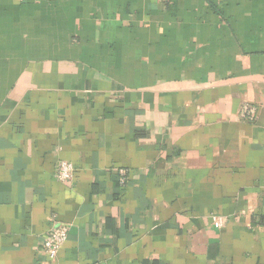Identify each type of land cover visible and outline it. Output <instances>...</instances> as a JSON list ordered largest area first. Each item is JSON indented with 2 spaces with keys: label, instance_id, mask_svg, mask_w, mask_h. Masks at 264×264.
<instances>
[{
  "label": "crops",
  "instance_id": "0c3cea01",
  "mask_svg": "<svg viewBox=\"0 0 264 264\" xmlns=\"http://www.w3.org/2000/svg\"><path fill=\"white\" fill-rule=\"evenodd\" d=\"M96 263L264 264V0H0V264Z\"/></svg>",
  "mask_w": 264,
  "mask_h": 264
},
{
  "label": "built area",
  "instance_id": "2783aa9c",
  "mask_svg": "<svg viewBox=\"0 0 264 264\" xmlns=\"http://www.w3.org/2000/svg\"><path fill=\"white\" fill-rule=\"evenodd\" d=\"M242 116L245 120L252 122L256 117V109L250 106H246L243 109ZM75 174L76 169L71 162L61 161L58 164L55 178L61 183L70 184L74 180ZM119 180L122 186L127 183V171H119ZM212 221L216 228H223L226 223V221L222 217H218L215 215L212 216ZM69 235L70 228L68 225L54 223L51 232L47 235L41 246V250L48 260L53 261L58 258L62 248L69 238Z\"/></svg>",
  "mask_w": 264,
  "mask_h": 264
}]
</instances>
